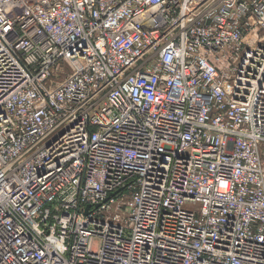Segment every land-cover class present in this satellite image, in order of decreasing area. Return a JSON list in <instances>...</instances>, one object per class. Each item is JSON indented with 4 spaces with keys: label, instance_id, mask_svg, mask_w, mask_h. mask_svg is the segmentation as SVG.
I'll list each match as a JSON object with an SVG mask.
<instances>
[{
    "label": "built area",
    "instance_id": "1",
    "mask_svg": "<svg viewBox=\"0 0 264 264\" xmlns=\"http://www.w3.org/2000/svg\"><path fill=\"white\" fill-rule=\"evenodd\" d=\"M0 264H264V0H0Z\"/></svg>",
    "mask_w": 264,
    "mask_h": 264
},
{
    "label": "rangeland",
    "instance_id": "2",
    "mask_svg": "<svg viewBox=\"0 0 264 264\" xmlns=\"http://www.w3.org/2000/svg\"><path fill=\"white\" fill-rule=\"evenodd\" d=\"M66 69L69 71L68 68H66ZM62 79H63V77H61V76L52 75V77L49 78V80H48V82H47V85H49V84L51 83L52 80H54V81H60V80H62ZM196 208H199V206H196Z\"/></svg>",
    "mask_w": 264,
    "mask_h": 264
}]
</instances>
